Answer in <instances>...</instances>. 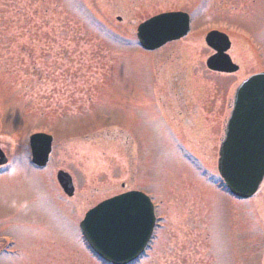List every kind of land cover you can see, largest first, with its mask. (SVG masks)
<instances>
[{"label": "rangeland", "instance_id": "rangeland-1", "mask_svg": "<svg viewBox=\"0 0 264 264\" xmlns=\"http://www.w3.org/2000/svg\"><path fill=\"white\" fill-rule=\"evenodd\" d=\"M168 12L191 16L189 34L141 51L138 24ZM213 30L230 39V76L205 68ZM260 72L264 0H0V264H101L79 222L133 190L157 216L140 264H264V183L237 201L216 171L227 104ZM35 133L52 136L42 170L29 163Z\"/></svg>", "mask_w": 264, "mask_h": 264}, {"label": "water", "instance_id": "water-1", "mask_svg": "<svg viewBox=\"0 0 264 264\" xmlns=\"http://www.w3.org/2000/svg\"><path fill=\"white\" fill-rule=\"evenodd\" d=\"M189 30L182 13L154 16L137 27V38L145 50H155L179 40ZM206 44L215 51L206 66L221 73L237 67L225 55L228 39L210 32ZM32 163L43 167L51 150V137L29 139ZM6 159L0 150V165ZM217 171L229 194L236 199L252 197L264 182V73L253 75L237 86L219 143ZM57 182L66 196L73 195L70 176L59 171ZM153 207L148 197L130 191L107 199L89 210L80 223L83 238L93 253L109 264H131L144 251L154 227Z\"/></svg>", "mask_w": 264, "mask_h": 264}, {"label": "flooded vegetation", "instance_id": "flooded-vegetation-1", "mask_svg": "<svg viewBox=\"0 0 264 264\" xmlns=\"http://www.w3.org/2000/svg\"><path fill=\"white\" fill-rule=\"evenodd\" d=\"M173 43H174V42H173ZM204 45H205V44H204ZM205 47H206V45H205ZM206 48H207V47H206ZM207 49H208V48H207ZM210 54H212L211 51H210ZM210 54H209V55H210ZM209 55H208V56H209ZM180 90H181V89L179 88V89H178V93L180 92ZM7 160H8V161H7V164H6L5 166H3V167H0V173H1L2 171H4L5 169L8 168L7 166L9 165V159L7 158Z\"/></svg>", "mask_w": 264, "mask_h": 264}]
</instances>
